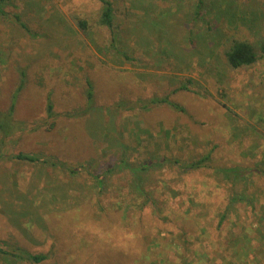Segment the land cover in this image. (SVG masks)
I'll return each instance as SVG.
<instances>
[{
	"label": "rangeland",
	"instance_id": "rangeland-1",
	"mask_svg": "<svg viewBox=\"0 0 264 264\" xmlns=\"http://www.w3.org/2000/svg\"><path fill=\"white\" fill-rule=\"evenodd\" d=\"M112 1L133 62L110 48L98 0H12L0 16L1 109L27 75L16 112L27 130L5 151L87 166L70 177L3 159L0 240L49 253L42 264H264V0H206L199 20L194 0ZM233 38L256 64L227 66ZM167 96L185 111L138 104ZM209 152L198 171L169 162ZM230 168L243 179L220 173Z\"/></svg>",
	"mask_w": 264,
	"mask_h": 264
},
{
	"label": "trees",
	"instance_id": "trees-1",
	"mask_svg": "<svg viewBox=\"0 0 264 264\" xmlns=\"http://www.w3.org/2000/svg\"><path fill=\"white\" fill-rule=\"evenodd\" d=\"M12 0H0V16L6 17L8 16L5 8L11 4ZM102 6L100 17L98 20V24L101 27H104L109 30L111 33L110 40V48L112 50H116L120 58L128 62L135 61V58L130 57L126 52L119 50V42H120V30L117 25V8L115 7V3L112 0H98ZM206 11V0H194V10L192 14L194 18L197 20L201 19L203 14ZM14 20L27 32L31 33L34 37H40L39 34L33 33L27 25L22 21L21 16L18 14H13ZM78 28L82 31L84 35L88 34V23L85 20H80L77 23ZM264 52V47L263 50ZM225 60L227 66L232 70H239L243 68H248L256 64L259 60V55L254 48L247 41L239 40V39H231L229 41V45L224 52ZM27 75L22 72L20 77V85L16 92L13 94L11 98L10 105L7 109L0 108V162L3 159L13 160L15 162L32 164L35 166H41L48 169L59 170L60 172L67 174L70 177H75L79 175L83 170H87V166L85 165H71L56 156L53 155H41L34 153H24L19 152L17 154L8 153L5 151L7 145L15 139L17 134L23 133L27 130V123L16 118L17 112V100L19 95L26 84ZM87 112L92 111L95 104V88L91 81L87 82ZM178 91H190L188 87V83L181 84L175 92ZM170 96L164 98L152 97L148 100H140L138 104L141 106L143 110H148L151 105H161L166 104L174 111L184 112V108L178 103L172 102L169 98ZM122 103L120 106H123ZM134 107H131L130 110H134ZM47 113L49 118H54V106L49 98ZM169 161V160H167ZM165 161V162H167ZM212 161V152L207 153L199 159H194L190 162H184L179 159H173L169 162L175 166H178L185 173L198 171L208 167L209 162ZM122 163V162H121ZM149 163L142 165L141 170H144V167ZM162 165V164H161ZM139 169V171H140ZM142 170V171H143ZM138 171V172H139ZM221 174H224L227 178L233 177L236 181H240L243 178L242 172H240L236 168L230 169H222L220 170ZM94 180L96 185L99 188L104 187V179H102L101 175H95ZM142 190V189H141ZM152 200V199H151ZM50 258V254L48 253H32L29 250L19 246L10 244L8 242L0 240V262L1 264H42Z\"/></svg>",
	"mask_w": 264,
	"mask_h": 264
}]
</instances>
